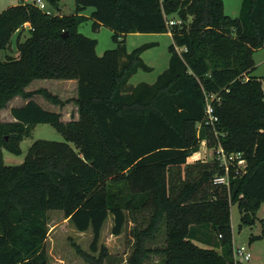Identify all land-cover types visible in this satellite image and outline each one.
<instances>
[{
  "label": "trees",
  "instance_id": "obj_1",
  "mask_svg": "<svg viewBox=\"0 0 264 264\" xmlns=\"http://www.w3.org/2000/svg\"><path fill=\"white\" fill-rule=\"evenodd\" d=\"M47 1L59 10L60 0ZM50 10L23 3L0 13V111L15 95L28 99L11 108L10 128L0 115V264H48L50 211L63 212L81 233L92 230L91 251L100 256L77 247L86 264H104L99 244L110 217L120 236L129 215L141 213L148 224L134 229L128 264L152 255L162 264H243L235 259L231 206L252 225L264 204V87L251 75L253 55L264 48V0H242L235 18L224 0H75L73 15ZM171 15L182 23L169 27ZM89 19L113 31L116 48L97 54V40L79 31ZM26 29L31 36L22 42ZM168 32L169 68L155 83L126 90L139 70H152L141 56L155 44L129 52L122 38ZM40 79L77 80V120L65 122L33 99L26 88ZM213 94L215 129L205 122ZM40 124L64 141L38 140L21 164L7 165L3 150L21 155L16 143ZM219 142L245 160L236 173L231 166L229 185L215 183L226 174ZM200 143L208 156L191 160ZM158 235L164 246H149Z\"/></svg>",
  "mask_w": 264,
  "mask_h": 264
},
{
  "label": "rangeland",
  "instance_id": "obj_2",
  "mask_svg": "<svg viewBox=\"0 0 264 264\" xmlns=\"http://www.w3.org/2000/svg\"><path fill=\"white\" fill-rule=\"evenodd\" d=\"M47 7L53 9L56 13L69 16L75 14V0H60L59 10H55L50 6V3L45 0ZM225 2V12L231 17H238L240 13V7L242 0H224ZM24 0H0V13L6 11L9 7L17 4H23ZM90 10V9H89ZM169 19L178 20L177 15L169 16ZM80 33L83 35L96 39L97 53L102 55L106 50L114 49L117 47V43L113 39V31L108 27H98L95 29L94 21L89 19L80 26ZM141 37H138L140 36ZM18 34L14 35L10 48L7 53L9 56L14 57L18 55L17 43ZM31 36L29 29L22 32L21 41H26L27 38ZM148 35L138 34L131 35L127 39L129 46L128 49L131 51L144 43H148L155 40H160V45L152 48L146 54V60L152 67L150 72L139 70L138 73L134 74L126 87V90H131L140 83H154L158 76L161 75L170 66V52L169 43L171 40L168 37H163L159 35L152 34V37H146ZM159 36V37H158ZM255 61V69L251 74L253 77L259 78L264 87V48L256 51L253 55ZM63 80H46L40 79L30 86L27 90L33 92V99L41 103L44 106H48L49 102L44 95L37 94L39 90H45L55 96L60 100L66 102L64 106L56 105L53 110L45 108L48 111L57 112L59 110L63 117L70 119L77 118V106L71 101L75 95L76 86L74 84L63 83ZM27 99L22 95H15L11 98L4 106H2L0 115L2 124L8 126L12 125L14 122L13 116L11 114V107L22 106L25 104ZM69 102V103H67ZM52 108V107H50ZM59 113V112H58ZM8 128V129H9ZM14 133H10L6 138H12ZM24 135V134H23ZM38 140H49L63 142L64 137L51 125L40 124L32 129L30 136H24L20 142H17L18 148L21 150V155H15L10 151L4 149V160L7 165H19L21 164L31 146ZM75 146L74 144H72ZM208 148L205 143H200L199 152L193 155L191 160L203 159L208 156ZM242 166L237 164L234 167V173L237 172V168ZM242 213L239 209L238 204H233L231 206V220H232V230H233V247L234 250L239 246H245L248 248L249 252L252 254L251 260L247 261L242 257H238L243 264H264V204L262 208L257 213V219L254 224L248 225L242 221ZM148 213H141L134 215L133 217L129 215V223L124 229L120 236H115L112 234L113 219L112 217L106 222L99 244V249L105 247L107 250V256L104 258V264H128L129 259L134 251V229L138 227L144 228L147 226L148 222L145 218H148ZM49 233L45 244L48 264H86L84 260L80 257L77 252V247L81 248L83 251L93 254L95 257L100 256V252L92 253L91 244L94 239L92 230L81 233L76 230L70 219L66 218L64 213L61 211H50L49 212ZM253 236H260L259 239H252ZM165 236L158 235L157 240L149 244L152 247H162L164 246ZM146 264H162L161 258L156 255H152L146 262Z\"/></svg>",
  "mask_w": 264,
  "mask_h": 264
},
{
  "label": "built area",
  "instance_id": "obj_3",
  "mask_svg": "<svg viewBox=\"0 0 264 264\" xmlns=\"http://www.w3.org/2000/svg\"><path fill=\"white\" fill-rule=\"evenodd\" d=\"M24 3H28L31 5H34L38 7L40 10L46 12L47 14H52V11L47 7V4L45 0H24ZM181 20H174L169 19L167 21V24L169 27H172L176 24H181ZM217 98L216 95H208L207 96V107H206V125L212 126L215 129V124L218 121V117L215 115V108L214 104L212 103L213 100ZM216 134L217 131H216ZM217 159L221 163L222 166L225 167L226 174L225 176L218 177L215 179L216 184H225L229 185V174H230V168L232 165L241 164L242 166L245 164V160L243 157V153H232L228 154L224 150L222 144L219 142L218 148H217ZM235 259L238 260V257H242L245 260L249 261L252 258V254L249 252L248 248L245 246H239L234 250ZM240 261V260H239Z\"/></svg>",
  "mask_w": 264,
  "mask_h": 264
},
{
  "label": "crops",
  "instance_id": "obj_4",
  "mask_svg": "<svg viewBox=\"0 0 264 264\" xmlns=\"http://www.w3.org/2000/svg\"><path fill=\"white\" fill-rule=\"evenodd\" d=\"M242 3V2H241ZM224 5H225V2H224ZM240 9H241V7H240ZM90 13V11H88V16L90 15L89 14ZM101 27H104V26H101ZM18 34V33H17ZM16 34V35H17ZM138 34H142V33H135V35H138ZM131 35H134V34H128L127 36H125V38H122V39H125V41H126V43H127V39H128V37L129 36H131ZM145 35H148V36H146V37H152L151 35L152 34H145ZM154 35H159V36H163V37H168L170 40H171V42L169 43L170 45L171 44H173L174 43V39H173V34H172V32H168V33H164V34H154ZM158 36V37H159ZM138 37H141V35L140 36H138ZM151 43H153V44H155L152 48H155V47H157L158 45H160V40H155V41H151ZM144 44H150V42H148V43H144ZM143 44V45H144ZM169 45V46H170ZM127 46H129L128 45V43H127ZM152 48H150V49H148V50H146L143 54H142V58H143V60H144V62L149 66V67H151V65L149 64V62L146 60V54L149 52V51H151L152 50ZM128 51L129 52H131L129 49H128ZM98 54V53H97ZM104 54V53H103ZM102 54V55H103ZM102 55H100V56H102ZM15 57V56H14ZM152 68V67H151ZM169 68V67H168ZM167 68V69H168ZM166 69V70H167ZM138 73V72H137ZM36 81H38V80H35V81H33L32 83H34V82H36ZM60 81V80H59ZM61 82H63V83H69V84H74L75 86H76V90H75V95H74V97H73V99L74 98H77V96H78V82H77V80H63V81H61ZM156 82V81H155ZM154 82V83H155ZM31 83V84H32ZM148 84H150V83H148ZM153 84V83H152ZM128 85V84H127ZM28 88V87H27ZM27 88H26V91L27 92H30V91H28L27 90ZM27 102H28V99H27ZM26 102V103H27ZM50 102V101H49ZM25 103V104H26ZM74 103V102H73ZM25 104H22V105H25ZM75 104V103H74ZM40 105H42L41 103H40ZM76 105V104H75ZM44 108H49V110L51 109V110H53L54 109V106H55V104H53V103H49V105L48 106H44V105H42ZM77 106V105H76ZM14 107H16V106H14ZM50 107H52V108H50ZM11 108H13V107H11ZM76 110H77V118L75 119V120H77L78 118H79V114H78V106H77V108H76ZM57 112H59V113H61L59 110H56ZM13 119H14V117H13ZM62 119L65 121V122H69V121H71L72 119H70V118H67L66 116L65 117H63L62 116ZM14 121H16L15 119H14Z\"/></svg>",
  "mask_w": 264,
  "mask_h": 264
},
{
  "label": "water",
  "instance_id": "obj_5",
  "mask_svg": "<svg viewBox=\"0 0 264 264\" xmlns=\"http://www.w3.org/2000/svg\"><path fill=\"white\" fill-rule=\"evenodd\" d=\"M67 35V34H66Z\"/></svg>",
  "mask_w": 264,
  "mask_h": 264
}]
</instances>
